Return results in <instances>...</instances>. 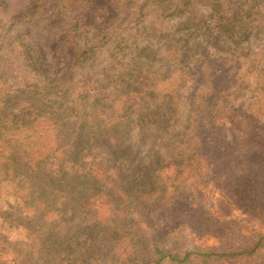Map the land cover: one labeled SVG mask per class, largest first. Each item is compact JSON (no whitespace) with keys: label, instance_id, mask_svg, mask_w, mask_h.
<instances>
[{"label":"rangeland","instance_id":"374dc122","mask_svg":"<svg viewBox=\"0 0 264 264\" xmlns=\"http://www.w3.org/2000/svg\"><path fill=\"white\" fill-rule=\"evenodd\" d=\"M92 1L109 3L112 7L110 13L115 20L121 13L116 6L120 5L126 10L132 8L129 4L131 0H120L119 3L114 0ZM172 1L179 8L191 3V18L201 25L198 31L194 35H190L186 28L173 32L169 26L184 22L183 18H165L160 16V11L150 12L139 25L131 23L130 27H134L135 31L137 26L142 32L155 29L158 37L139 36L142 43L135 48V52L131 50L124 54V59L133 60V68L152 66L162 68V72L166 68L184 71L175 120L154 121V127L150 126L145 136L139 127H135L129 139L133 150L125 163L121 161L119 168L110 166L106 146L103 145V150L101 143L97 142L93 143L88 155L74 159L69 156V160H72L70 166L75 171L88 173V182L85 190L71 189L64 202L63 213L49 211L44 221L35 226L36 231L40 226L39 235L47 246L45 248L50 249L51 261L45 264H116L125 253L136 251L141 257L133 264H142L143 256L153 251L154 242L164 250L186 252L213 247L223 249L239 243L235 240L237 238L244 243L257 233L264 234V0L221 1L228 8V17L234 13L236 16L235 11L239 6L249 12L242 21L245 25L249 24L245 29L247 38L237 44L236 50L228 48L236 46L233 40L239 41L241 34L230 37L223 35L220 40L215 39V42H220L217 46L226 48L224 51L216 49L212 36L199 32L202 26L212 22L211 9L207 5L210 0ZM11 2L0 0V44H3V47L0 46V98H4L1 97L3 92H9L6 101L10 108L24 101L32 102L35 107L40 106V100L63 102L61 95L45 94L42 91L43 83L37 82L42 77L41 72L51 62L44 47L47 32L29 24L11 28L10 22H7L8 11L5 10ZM132 2L141 4L145 0ZM251 8L253 10L250 11ZM259 11V14H252ZM130 27L126 28L128 32ZM173 28L175 31L176 27ZM167 34H172L171 40L166 39ZM206 38L212 43H208ZM164 43L169 44L165 46ZM169 45L174 46L172 51ZM144 46H147L146 50H142ZM110 47L107 44L98 50L96 59L85 68L74 69L71 80L55 81L64 75V71L52 70L49 77L52 76L50 80L53 83H47L48 91L57 92L64 88L62 93L68 97L71 92L67 90L71 88L74 92L75 87L88 78L97 77L108 82L110 79L105 78V73L110 77L114 74L113 71L104 70L110 62ZM152 48L158 51L155 53ZM175 48L178 49L173 50ZM175 54H180L179 59ZM201 100L209 105L211 114H205L203 120L201 114V121L191 123L197 113L193 108L200 104L202 108L205 106ZM3 103L0 101V107ZM235 108L251 114L263 129L246 135L244 128L248 125L234 128ZM33 112L38 114L37 110L33 109ZM39 114L44 116L43 112ZM251 122L256 125L253 120ZM181 124L190 127L189 135L183 142H180L181 134L178 136L174 133ZM162 125H165L164 133L160 131ZM160 134L163 135L158 138ZM69 139L62 131L60 144L65 146ZM67 148L64 149L65 153L70 151ZM195 152L198 155L191 156ZM159 154L164 159L157 162ZM148 156L156 160L155 166L140 167L142 158ZM93 158L105 164L104 167L101 164L103 176L99 180L100 166L96 163L102 161L92 162ZM72 178L67 176V180ZM74 183L79 185L82 181ZM122 183L140 188L152 186L154 194L140 203L136 200L131 206L121 205L116 189ZM255 194H260V205ZM44 198L37 195L33 201L37 205L39 199ZM57 206L59 208V203ZM132 208L147 214L148 218L138 224L131 216H120L128 214ZM117 215L120 218L117 237L121 235L122 238L118 243L111 233ZM160 225L161 228H157ZM140 231L148 237L150 235V240L140 241ZM22 232L19 229L8 231L12 240L9 245L0 241V264H41L32 258V240H16ZM58 235L62 243L56 239ZM65 236L69 239L63 243ZM128 245L131 246L128 248ZM253 264H264V257Z\"/></svg>","mask_w":264,"mask_h":264},{"label":"trees","instance_id":"16d2710c","mask_svg":"<svg viewBox=\"0 0 264 264\" xmlns=\"http://www.w3.org/2000/svg\"><path fill=\"white\" fill-rule=\"evenodd\" d=\"M221 1L223 0L209 1L207 5L211 9L210 17L213 19L209 25L202 26L199 32L212 36L216 49L223 51L226 48L217 46L220 42H215L216 38L220 40L223 35L230 37L241 34L239 41L233 40L236 46L228 48V50H236L237 44L247 38L245 29L249 27V24L245 25L242 21L246 19L249 12L239 6L235 11L236 16L234 13L233 16L228 17V8ZM114 2L119 3L120 0H114ZM129 4H131V10H126L120 5L116 6L121 11L118 20H115L110 13L112 7L109 3H97L92 0H12L10 7L5 9L8 11L7 22H10L11 28L20 24H29L40 31L47 32L44 47L50 55L51 62L47 69L41 72L40 77L42 76L43 80L40 81L41 77L37 82L43 83L42 91L45 94L61 95V98H64L63 102L40 100L41 104L37 107L32 102L24 101L12 108L6 101L9 92H3L1 97L4 96V98H0V101H4L0 107V241L9 245L12 240L8 231L15 229L23 231L16 240H32V258L41 264L51 261L48 253L50 249L45 248L47 246L39 235L40 226L38 231L35 230V226L44 221L49 211L56 210L63 213L64 202L71 189L85 190L88 182V173L80 174L75 171V168L70 166L72 160H69V156L73 159L86 156L89 154V149H92L93 143L97 142L101 143L103 150V145L106 146L105 149L109 155L107 162L111 163L110 166L115 165L119 168L122 166L121 161L125 163L129 152L133 150L129 139L135 127H139L145 136V132L148 135V128L154 127V121L175 120L181 95L179 86L182 84L184 71L178 68H166L162 72V68H151L152 66L142 68V64L141 68H133V60L124 59V54L131 50L135 52L136 47L142 43L139 40L142 36L155 38L157 30L142 32L136 26L134 31V27H130V24L139 25L150 12L160 11L161 17L175 16L184 19V22L169 26L173 32L186 28L191 32L190 35H194L201 25L191 18L192 10L189 8L191 3H185L182 8H179L177 3L173 4L172 0H145L141 4L131 0ZM259 13L260 11L252 14ZM127 23L130 27L129 32L126 30ZM173 27H176L175 31ZM167 35L166 39L171 40L172 34ZM206 40L212 43L208 38ZM107 44L111 45L108 50L110 62L104 70L114 72L111 77L105 73V78L110 79L108 82H103L97 77L88 78L80 86L75 87V90L79 89L78 92L75 90L73 92L71 88L67 90L71 92L68 97L62 93L64 88L57 92L48 91L47 83H53V80H50L52 76L49 77L52 70L64 71V75L59 76L61 78L57 77L55 81L71 80L74 69L88 66L96 59L98 50L103 49ZM167 44L169 43H164L165 46ZM0 46L3 47V44L1 43ZM173 47L169 45L171 51ZM206 48L207 46L205 51ZM146 49L147 46L142 48V50ZM152 49L155 53L158 51L156 48ZM174 56L179 59L180 54ZM203 103L206 107L209 106L202 101ZM202 106L200 104L193 108V111L197 113L191 123L197 124L204 119L205 114L210 116V107L207 110L205 106L204 108ZM33 109L37 110L38 114H35ZM41 112L44 116H40ZM234 112V124L232 123L234 128L248 125L244 128L246 135L251 131L257 132L263 129L251 114L241 112L239 108H235ZM201 114L203 115L200 120ZM251 120L256 125L252 124ZM164 128L165 125H162L160 131H165ZM189 129V126L181 124L180 128L174 132L178 136L181 134L180 142L188 137ZM180 130L183 132L179 133ZM62 131L66 132L70 138L65 146L59 142ZM162 135L160 134L158 138ZM49 138L51 144H49ZM256 140L257 137L254 138V141ZM66 148L70 149L68 153H65ZM194 155L198 154L196 152L191 154V156ZM157 158L158 162L164 159V156L159 154ZM103 160L106 159L103 158ZM97 161L102 160L98 158L92 160V162ZM155 161L149 156L142 158L140 167H154ZM96 164L100 166L98 172L100 174L96 175L99 180L103 176L101 164L103 167L105 164L104 161ZM67 176L74 178L67 180ZM77 180L82 181V184L74 183ZM153 190L152 186L140 188L122 183L116 189L117 199L121 201V205L130 204L131 206L136 200L140 203L147 196L154 194ZM37 195L46 198L39 199L36 205L33 198ZM255 195L260 205V194ZM178 198L180 200L182 197L178 196ZM262 202L264 206V199ZM125 215H128L127 218L131 216L138 224L148 218L147 214H141L134 208L129 210L128 214L120 216ZM119 224L120 218L117 215L115 227L111 230L117 243L122 240L121 235L117 237ZM165 227L170 229V226ZM233 234L234 232L231 235ZM138 235L140 241L150 240V235L148 237L141 231ZM56 239L62 243L59 235ZM68 239V236H65L63 243ZM235 240L239 243L230 244L223 249L213 247L186 252L164 250L157 245V242H154L153 251L143 256L142 264H253L264 257L263 233L255 234L244 243L239 238ZM130 246L128 245V248ZM140 257L141 254L138 251L125 253L116 264H133Z\"/></svg>","mask_w":264,"mask_h":264}]
</instances>
